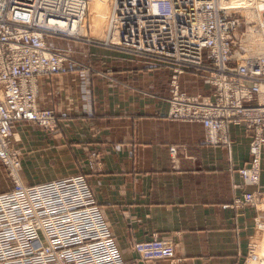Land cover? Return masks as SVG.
<instances>
[{
    "label": "crops",
    "instance_id": "1",
    "mask_svg": "<svg viewBox=\"0 0 264 264\" xmlns=\"http://www.w3.org/2000/svg\"><path fill=\"white\" fill-rule=\"evenodd\" d=\"M75 45L82 55L67 75L38 79V104L57 113L61 128L74 129L69 144L87 145L72 152L74 160L90 178L125 264H248L262 207L243 201L264 192V154L260 184L250 187L238 174L250 161L245 127H229V147L209 146L200 124L167 119L171 69L136 66L135 56L96 44ZM179 80L192 95L212 91L199 77ZM89 150L98 157L85 156ZM155 236L171 241L180 261L138 260L132 245Z\"/></svg>",
    "mask_w": 264,
    "mask_h": 264
},
{
    "label": "built area",
    "instance_id": "2",
    "mask_svg": "<svg viewBox=\"0 0 264 264\" xmlns=\"http://www.w3.org/2000/svg\"><path fill=\"white\" fill-rule=\"evenodd\" d=\"M33 1L9 2L11 10L8 15H16L9 21L15 20L25 27H19L20 30L7 24L0 27V162L6 164L11 161L14 123L35 121L39 117L27 102L29 83L34 76L64 71L61 59L51 56L41 37L34 34L38 31L34 30L36 27H30L50 25L51 19L58 18L51 15L48 16L50 19L45 18L47 22L40 21L39 11L43 9L34 6L36 14L25 18L26 24L19 20L18 13L31 8L28 5L34 4ZM150 2L152 7L158 4L156 12L151 8L153 16L168 28L162 27L159 32L166 30L167 36H172L171 54L156 51L154 54L164 55L173 63L188 68L182 67V72L191 70V73L203 77L216 93L212 100L201 96L172 100V115L176 119L203 124L211 134L210 141L215 144L220 142L221 130L231 124L244 123L256 131L259 141H253L252 145L259 149L264 144V56H245L240 44L242 39L238 37L239 23L229 24L230 14L221 7L219 0ZM231 26L235 31L230 29ZM256 28L264 33V23ZM21 36L28 44L38 45L40 54L37 58L33 59L30 53L25 56L23 50L18 54V45L12 52L7 50L12 40L21 41ZM127 36V43L131 39V44L135 45L138 37L133 33ZM138 39L144 40L142 35ZM141 51L143 54L152 53L151 50ZM231 63L235 64L234 68L230 67ZM173 93L177 95L179 88H173ZM227 142L224 140V145ZM118 249L83 178L37 187L17 185L13 191L0 194V264H119ZM140 251L147 261L173 255V250L162 242L148 243Z\"/></svg>",
    "mask_w": 264,
    "mask_h": 264
},
{
    "label": "rangeland",
    "instance_id": "3",
    "mask_svg": "<svg viewBox=\"0 0 264 264\" xmlns=\"http://www.w3.org/2000/svg\"><path fill=\"white\" fill-rule=\"evenodd\" d=\"M27 1V0H25ZM243 0H219L221 7H224L225 10L230 14L229 24L232 22L239 23V33L238 37L242 39L241 41L247 40L248 36L250 35V29L258 30L260 27L261 22H257L256 20L250 19V11H254L261 15L262 21L264 20V10H259L257 8V4H260L264 1L262 0H244L243 2L248 3L246 7L243 3ZM11 4V0H5L3 8L0 9V27L4 24L8 26H12L16 30L19 27H25L26 25H21L17 23L15 20L9 21L11 17L8 15L11 8L9 5ZM34 4L28 5L31 8H26L25 11L21 10L19 15V20L26 24L29 15L36 14L33 11L34 6L39 4L38 0L33 1ZM118 2V7H117ZM203 2V6H206L205 2ZM8 3V5H7ZM37 3V4H36ZM77 3H81L82 5V13H76V6ZM253 3V4H252ZM25 4V3H23ZM115 4V5H114ZM251 5V6H250ZM228 6H236V7H229ZM249 7V9H247ZM23 8V7H21ZM152 2L150 0H138L136 3L132 2V0H73L69 5L66 4L61 9L56 10L54 17L58 18L54 22H64L70 21L72 23H78V27L81 26L84 35L79 36H72L69 32L51 28L50 25H39L36 24L34 30H38L34 32L41 37L42 44L45 48L50 51L52 57H57L61 59V68L64 69L63 72L56 73V74H44L39 76H34L32 82L29 83V87L27 90V94L29 95V100H27L28 105H31L32 108L37 111L39 117L35 121H19L14 123L12 127V136L10 142V149L12 150L11 153V161L8 164L4 162H0V194L11 192L15 189L17 185H23L26 187H37L41 185H45L51 182H58V181H67L72 180L74 178H83L85 182L89 185L93 196L95 197L92 185L90 183V178L88 174L83 173L81 160H74L75 154L72 153L73 151L84 150L83 146L86 147V144H69L68 142L73 141L72 138L66 139V135L74 134V129L69 130L70 128H61L58 121L57 113L50 108L41 109L39 107V87H38V79L41 77H56V76H65L70 71V65L76 66L78 63V59L80 58L81 51L80 45H75V43L85 44V45H93L96 44L103 48L116 50V52H125L130 56H135L133 58V62L138 66L139 64L143 66V68H168L172 70V75L170 78V84L168 89V105L169 111L167 115V119L173 122H191L185 119H176L172 115V107L171 101L175 99L183 100L185 96L196 97L199 96L203 98L214 99L215 97V89L211 86L203 77L196 75L195 73H191V70H184V72L180 71V68L183 70L188 69L184 66H181L177 63H173L170 59H168L164 55H156L154 52H161L164 54H171L170 46L172 36H167L168 31L161 30V28H165L161 24H159V18L154 17L152 12ZM46 10V9H44ZM43 10V11H44ZM111 10L114 11L115 17H109ZM41 13V11H39ZM128 13V15H127ZM130 16L132 19H129ZM249 16V17H248ZM186 18V17H185ZM13 19V18H12ZM17 24V25H16ZM115 26H112L114 25ZM177 25V24H175ZM28 26V25H27ZM113 28L114 33L113 36H110L112 43L108 39L106 40L105 34L107 33L106 28L110 29ZM124 28L121 33L119 28ZM262 28V27H261ZM138 29L140 31H138ZM168 29V28H165ZM231 30L235 31L233 26L230 27ZM24 31V30H23ZM142 32V33H141ZM159 32V33H158ZM133 33L139 38V35H142L143 39L140 41L138 38H135V45L131 44L132 40H128L129 45H125L127 43V35H131ZM17 36V35H16ZM13 36V37H16ZM147 36V38H146ZM34 37V36H32ZM31 37V38H32ZM10 38V37H9ZM157 38V41H156ZM52 39H61V41H69L73 44H69L70 46H63L61 48H53L51 47L49 40ZM1 40H4L3 38ZM20 40H12L10 46H8L7 50L12 52L16 45H18V49L16 50L19 54V50H23L25 56H32L33 59L37 58L40 54L38 45L28 44L23 37H20ZM102 41V42H101ZM249 43V40L246 41ZM244 43V42H243ZM241 44L243 52L245 53V48L249 49L248 44ZM131 44V45H130ZM77 46V47H76ZM151 50L152 53L146 52L145 54L142 53L141 50ZM16 52V54H17ZM251 55H259L258 53H253L251 50ZM87 56L88 53L86 54ZM10 56V55H9ZM143 58V59H140ZM207 58V57H206ZM59 59V60H60ZM138 64V65H137ZM235 64L231 63L230 67L234 68ZM183 67V68H182ZM110 71V70H109ZM184 75H193L199 77L206 81L212 88L211 93L208 96L203 94H196L192 95L190 93L184 92L180 86V77ZM175 84L177 86H175ZM179 88V93L176 95L173 93V88ZM31 95V96H30ZM73 119V118H72ZM75 119V118H74ZM87 119V117H86ZM193 123V122H192ZM196 123V122H195ZM200 124L204 129L205 134V143L209 146H227L229 147L230 138L228 135V129L230 126H239L242 125L245 127V130L249 134L251 138V143L249 145V154H250V161L241 167L238 170V174L243 179L244 183L250 187H255L260 184L261 181V172H262V156L264 154V144L260 145L259 149H254L253 141H259L256 138V131L247 128L244 123L240 124H231L219 132L220 142L219 144L212 143L211 134L207 131L206 127ZM244 124V125H243ZM63 138V139H61ZM224 140L228 141L227 145H224ZM86 145V146H85ZM64 147L70 149L69 151H65ZM76 147V148H75ZM73 148V149H72ZM90 151V154H89ZM85 156H89L90 159H95L98 157L97 152H91L89 150ZM72 153V154H70ZM76 153V154H77ZM172 154L176 153L175 149L171 150ZM67 156V159L63 157ZM75 166L78 168L76 171ZM79 172V173H78ZM96 199V198H95ZM97 201V200H96ZM264 203V192L256 191L251 194H247L244 198L243 204L247 206H253L258 209ZM97 205L99 206L98 202ZM100 208V206H99ZM101 210V208H100ZM261 216V214H259ZM262 218V220H261ZM258 229L257 233L258 237H256V243L250 244V252L248 256V261L251 258H256L255 251L261 250L264 244V217H259L258 220ZM108 224V223H107ZM260 241V242H259ZM155 242H162L166 246L170 247L173 250V255H162L160 258L147 261L141 254V248L148 243H155ZM263 244H262V243ZM260 246V247H259ZM257 249V250H256ZM120 251V249H118ZM132 250L138 257V260L141 262H177L180 259L176 255V251L174 248V244L171 241L166 239H161L159 237H153L151 240H144L135 242L132 245ZM261 254V253H260ZM259 254V255H260ZM258 255V254H257ZM261 257V255H260ZM261 261V262H260ZM261 258L255 264H262ZM249 263V262H248ZM119 264H125L123 260L122 252L120 251V259Z\"/></svg>",
    "mask_w": 264,
    "mask_h": 264
},
{
    "label": "bare ground",
    "instance_id": "4",
    "mask_svg": "<svg viewBox=\"0 0 264 264\" xmlns=\"http://www.w3.org/2000/svg\"><path fill=\"white\" fill-rule=\"evenodd\" d=\"M4 1L5 0H0V9L3 8ZM72 1L73 0H39V4L36 6V8H39L38 10H42V9L44 10V9H46L44 11H41V15L39 16L40 21L47 22V20H45V18H47L48 16H51V15L55 14L56 10L61 9V6L63 7L66 4L69 5ZM243 1H242V3L247 7L248 6V3L243 2ZM250 1H252V0H250ZM240 2H241V0H240ZM82 5L83 4H81V3H77L76 9H75L76 12H80V13L82 12V10H81L82 9ZM117 7H118V2H117ZM228 7L230 9V7H236V6H228ZM157 8H158V4L156 3V5L152 7L153 12H156V9ZM257 8L260 11L261 10H264V4H263V2H261L260 4H257ZM247 9H249V7ZM254 13H255L254 11H250V13H249L250 19L251 20H256L257 22L260 21L261 23H264V20L262 21L261 15L259 13H256L257 15H255ZM112 16L115 17V14H114V11L113 10H111V13H110V16L109 17H112ZM10 17L13 18V19H15L16 15L15 14H12V16H10ZM48 19H50V17H48ZM42 22H40V23H42ZM49 24H50L51 28L67 31L72 36H76V35L82 36V35H84V32H83L81 26L78 27V23H76V22L73 25H69V23L66 22V21H64V22H62V21L61 22H58V21L57 22H54V20L51 19ZM113 30L114 29L112 27L110 29L106 28V31H107V33L105 34L106 40H102V41H105V42L108 41L109 37L110 36H113V34H112V33H114ZM119 31L121 33V30L120 29H119ZM250 31H251V33H250V35L247 38V40H249V43H247L246 42L247 40H245V41H242V44L244 45V44L247 43L248 46H249V49L253 53H256V54L258 53L259 54V55H253L252 58L264 56V33L261 34L260 31L255 30V29H250ZM109 40L112 43L111 39H109ZM126 45H129V44L126 43ZM250 50H247L245 48V56L251 57L250 56L251 55ZM179 68L181 70V67H179ZM261 207L262 208L260 209V213L264 217V203L261 205ZM257 230H259V229H257ZM258 234H257V236H258ZM255 253H257L258 255L256 254V258H251V260L249 261V263L250 264H255L261 258V260H263L262 261V264H264V244H263L261 250L258 249V251H255ZM259 254L261 255V257H260Z\"/></svg>",
    "mask_w": 264,
    "mask_h": 264
}]
</instances>
